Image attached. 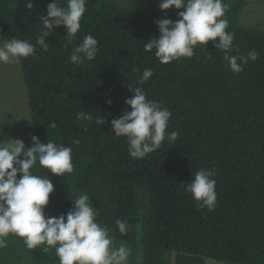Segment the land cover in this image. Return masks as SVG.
<instances>
[{
  "label": "trees",
  "instance_id": "1",
  "mask_svg": "<svg viewBox=\"0 0 264 264\" xmlns=\"http://www.w3.org/2000/svg\"><path fill=\"white\" fill-rule=\"evenodd\" d=\"M51 2L32 0L28 9L25 0H0V41L15 37L36 45ZM57 2L63 7L67 0ZM225 2L226 31L234 33L236 49L229 54L258 53L238 74L212 41L197 46L192 58L161 64L144 45L159 35L155 21H175L178 13L105 0H87L71 42L61 26L47 37V51L36 45L34 56L20 59L35 123L23 140L26 148L32 135L72 148V173L33 169L54 185L46 215L66 216L71 200L87 194L100 210L96 222L131 248L129 264H161L167 250L177 252L176 264H208L207 258L264 264V29L239 23L245 0ZM86 35L98 41L99 51L93 61L74 64L70 55ZM145 69L153 72L142 85L146 98L171 112L166 134L179 135L137 160L129 156L126 138L114 136L111 121L131 110L128 85ZM81 113L92 119H78ZM97 117L107 123L97 125ZM202 168L215 172L214 211L200 209L185 191ZM117 220L127 222L126 234ZM17 238L37 264H59L55 249L29 250Z\"/></svg>",
  "mask_w": 264,
  "mask_h": 264
},
{
  "label": "clouds",
  "instance_id": "2",
  "mask_svg": "<svg viewBox=\"0 0 264 264\" xmlns=\"http://www.w3.org/2000/svg\"><path fill=\"white\" fill-rule=\"evenodd\" d=\"M86 3L87 0H67L66 6L62 7L57 0H52L41 17L42 28L36 37V45L47 51V37L61 26L67 34L65 41L71 42L81 28ZM25 6L33 8L32 0H25ZM159 7L162 11L173 7L184 9L178 11L175 21L168 18L155 21L159 35L144 45L148 52L155 50L154 55L161 64L182 57L192 58L194 49L206 47L209 41L224 53L223 59L234 73L243 71V65L249 60L258 59L255 50L240 56L229 54L236 49L234 33L226 31L229 22L222 18L230 8L225 0H162ZM36 45L15 37L6 40L0 46V63L18 62L21 58L34 56ZM97 45L98 41L92 35L84 36L82 43L73 49L70 61L77 65L93 61L99 51ZM152 75L151 69H145L138 82L128 85L134 95L125 104L131 110L126 108L119 118L111 121L114 136L126 138L128 154L137 160L159 149L166 139L172 142L179 135L176 131L166 134L171 112L157 101L146 98L142 85ZM106 102L112 103L111 100ZM78 119L91 120L92 117L81 113ZM95 123L105 125L107 121L97 117ZM30 139L32 146L29 148L19 139L0 141V249L7 247V237L12 234L23 238L22 242L29 250L42 246L41 251L49 253L55 249L59 264H129L130 247L125 243L117 246L109 228L96 222L100 210L93 207L87 194L71 200L72 208L66 216L46 215L45 208L54 185L51 179L35 175L33 169L45 168L56 176L72 173V148L54 141L41 143L35 135ZM73 143L78 145L80 141ZM214 176L213 170L202 168L195 172L190 183L184 185L200 209L215 210ZM116 226L121 234L128 231L126 221L117 220Z\"/></svg>",
  "mask_w": 264,
  "mask_h": 264
},
{
  "label": "rangeland",
  "instance_id": "3",
  "mask_svg": "<svg viewBox=\"0 0 264 264\" xmlns=\"http://www.w3.org/2000/svg\"><path fill=\"white\" fill-rule=\"evenodd\" d=\"M105 1H113L124 5L143 6L158 10H161L159 5L162 2V0ZM245 1L246 6L239 13V23L248 27L264 29V0ZM183 10H177L173 7L163 11L178 13V11ZM3 42L0 41V46H2ZM34 128L35 123L32 117L29 89L26 84L21 61H14L8 64L0 63V133H2L0 135V141L7 139H19L23 141L31 134ZM52 216L59 217V214L54 212ZM7 241V247L0 249V264H37L29 252L21 247L20 239L10 234L7 237ZM114 242L117 246L122 243ZM14 247L18 248L15 249ZM176 254L177 252L175 250L164 251L161 264H176ZM207 263L237 264L219 261L213 258H207Z\"/></svg>",
  "mask_w": 264,
  "mask_h": 264
}]
</instances>
